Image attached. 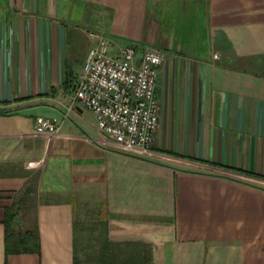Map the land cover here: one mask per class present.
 <instances>
[{
    "label": "crops",
    "instance_id": "obj_1",
    "mask_svg": "<svg viewBox=\"0 0 264 264\" xmlns=\"http://www.w3.org/2000/svg\"><path fill=\"white\" fill-rule=\"evenodd\" d=\"M90 31L111 55L165 54L149 155L102 144L74 100ZM88 248L264 264V0H0V264H88Z\"/></svg>",
    "mask_w": 264,
    "mask_h": 264
},
{
    "label": "built area",
    "instance_id": "obj_2",
    "mask_svg": "<svg viewBox=\"0 0 264 264\" xmlns=\"http://www.w3.org/2000/svg\"><path fill=\"white\" fill-rule=\"evenodd\" d=\"M89 37L93 44L74 100L94 114L102 144L124 153L151 154L159 126L157 85L165 54L152 47L129 46L111 55L103 34L90 31ZM59 130L55 119H36L39 135L54 138Z\"/></svg>",
    "mask_w": 264,
    "mask_h": 264
},
{
    "label": "rangeland",
    "instance_id": "obj_3",
    "mask_svg": "<svg viewBox=\"0 0 264 264\" xmlns=\"http://www.w3.org/2000/svg\"><path fill=\"white\" fill-rule=\"evenodd\" d=\"M95 259H96V256H95L94 252L92 253V251H90V249L88 248V250L86 251V253L84 255V260H86L88 262V264H97Z\"/></svg>",
    "mask_w": 264,
    "mask_h": 264
},
{
    "label": "trees",
    "instance_id": "obj_4",
    "mask_svg": "<svg viewBox=\"0 0 264 264\" xmlns=\"http://www.w3.org/2000/svg\"><path fill=\"white\" fill-rule=\"evenodd\" d=\"M10 238L14 239L16 238L15 235H11ZM24 240H25V245L28 243V245H33V241L35 240L34 234L30 231L26 232L25 236H24Z\"/></svg>",
    "mask_w": 264,
    "mask_h": 264
}]
</instances>
